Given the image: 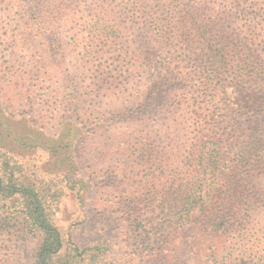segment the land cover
<instances>
[{"label": "rangeland", "instance_id": "374dc122", "mask_svg": "<svg viewBox=\"0 0 264 264\" xmlns=\"http://www.w3.org/2000/svg\"><path fill=\"white\" fill-rule=\"evenodd\" d=\"M237 9L239 36L253 33L252 50L264 59V1ZM161 13L154 0H0V155L56 193L53 221L65 247L88 250L94 264H264V109L254 111L252 88L231 85L228 104L244 126L213 129L198 94L175 81L184 70L157 95L156 71L142 55L177 51L155 42ZM175 95L188 99L183 108ZM253 140L255 158L235 178L247 186L244 199L231 200L241 211L230 228L166 216L167 192L170 199L197 171L210 178L196 151L221 142L220 183L235 165L230 148ZM16 203L0 196V214ZM4 228L0 264H33L37 234L23 223Z\"/></svg>", "mask_w": 264, "mask_h": 264}, {"label": "trees", "instance_id": "16d2710c", "mask_svg": "<svg viewBox=\"0 0 264 264\" xmlns=\"http://www.w3.org/2000/svg\"><path fill=\"white\" fill-rule=\"evenodd\" d=\"M241 1L154 0L160 4L162 12V19L156 26L159 29L158 40L155 42L162 51L177 49L176 56L171 57L170 51L163 56L159 49L155 54L142 55L141 58L156 71L157 95L170 90L165 88L174 79L175 71L184 70L181 71L184 72L182 76L181 72L178 73L175 81H178V87L183 93L190 88L194 89V94H198L195 104L197 110L206 113L205 117L209 118L208 122L213 129L224 122L236 131L244 126L242 114L237 111L234 114V109L228 104L226 90L231 85L252 88L253 93L249 98L256 102L254 111L259 113L264 109L261 98V93L264 92V59H257L252 50L254 34L251 33L246 40L242 39L238 34L237 22L231 20L240 13L237 8ZM233 10L234 13H231ZM155 22L157 20L153 19L149 25L155 26ZM259 45L264 53L263 39L259 41ZM134 56L125 54L123 59L129 58L131 62ZM175 97L179 99L177 105L181 108L188 102L185 95ZM197 124L201 125L199 121ZM250 130L251 133L255 131L252 128ZM215 144L218 149L205 151L202 147L203 151L201 149L195 152L199 163H205L203 173L210 170L208 175L214 180L201 178L205 175L197 171L196 180L180 185L170 199H167L168 192L165 194L163 211L167 213L166 216H171L172 222H176L178 217L180 221L191 224L190 219L196 217L200 218L202 226L212 223V228L216 231L219 227L224 230L230 228L238 218L241 210L231 200H238L239 197L244 199L247 185L235 178L242 169L239 164L246 157L250 162L253 161L255 157L252 155L257 153L259 144L253 140L250 147L245 146L243 150L240 145L230 148L228 152L229 155L233 154L235 165L227 167V181L220 183L215 182V178L224 171L218 167H222L224 163L221 142ZM10 159L5 154L0 155V196L17 202L13 207L18 210H6L0 214V234L5 231L4 225L7 222H13L14 225L23 223L28 230L36 233L39 244L35 249L33 264H94L95 256L90 255L88 250L73 244L65 247V241L53 221L52 209L57 204L56 193H51L50 187L44 182L23 179L20 175L22 170L11 163ZM210 181L212 182L209 183ZM226 194L229 200H221ZM213 198L216 203L212 201ZM173 224L175 223H170V227ZM214 230L212 232L215 233Z\"/></svg>", "mask_w": 264, "mask_h": 264}]
</instances>
